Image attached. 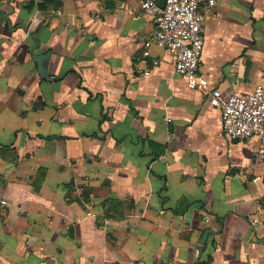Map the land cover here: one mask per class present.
Returning a JSON list of instances; mask_svg holds the SVG:
<instances>
[{
  "label": "crops",
  "instance_id": "0c3cea01",
  "mask_svg": "<svg viewBox=\"0 0 264 264\" xmlns=\"http://www.w3.org/2000/svg\"><path fill=\"white\" fill-rule=\"evenodd\" d=\"M43 1L0 0V264H264L259 138L145 45L143 0ZM201 11L208 89L264 85V0Z\"/></svg>",
  "mask_w": 264,
  "mask_h": 264
},
{
  "label": "built area",
  "instance_id": "2783aa9c",
  "mask_svg": "<svg viewBox=\"0 0 264 264\" xmlns=\"http://www.w3.org/2000/svg\"><path fill=\"white\" fill-rule=\"evenodd\" d=\"M217 0H143L144 11L153 15L155 26L145 45H157L173 56L174 72L182 77L190 89L207 90L210 106L220 112L222 131L231 139L247 140L257 136L259 155H264V85L257 84L250 92H232L224 95L220 88L208 89V82L200 71L204 44V13ZM157 61H154L156 64Z\"/></svg>",
  "mask_w": 264,
  "mask_h": 264
},
{
  "label": "water",
  "instance_id": "95a60500",
  "mask_svg": "<svg viewBox=\"0 0 264 264\" xmlns=\"http://www.w3.org/2000/svg\"><path fill=\"white\" fill-rule=\"evenodd\" d=\"M157 4L159 5V7H163L164 4V0H158ZM8 24L10 25V21L9 19L6 17L5 19ZM32 39L35 41V37L32 36ZM38 46V44H35V47ZM35 47H31L29 49V52L31 53V57L33 59V61L36 63L37 66V73L39 75L40 78L44 79V80H52L53 78L51 77L48 69H47V62L49 59V55L50 52L47 51L45 53L42 54H36L33 52V49ZM214 231L212 229H205L201 235L200 241H199V250H202V246L204 245L207 237L209 234H213Z\"/></svg>",
  "mask_w": 264,
  "mask_h": 264
},
{
  "label": "trees",
  "instance_id": "16d2710c",
  "mask_svg": "<svg viewBox=\"0 0 264 264\" xmlns=\"http://www.w3.org/2000/svg\"><path fill=\"white\" fill-rule=\"evenodd\" d=\"M44 3H41V4H37V7L38 8H46V4H48V3H53V4H55L56 6H59L60 4H61V2L59 1V0H44L43 1ZM33 6V3H29L28 5H27V8L28 9H31V7ZM104 118V117H103ZM263 181H264V177H263Z\"/></svg>",
  "mask_w": 264,
  "mask_h": 264
}]
</instances>
